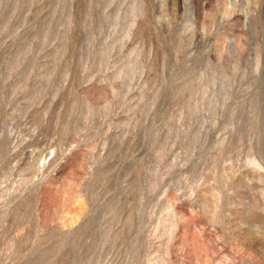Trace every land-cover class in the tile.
Returning a JSON list of instances; mask_svg holds the SVG:
<instances>
[{
    "label": "rangeland",
    "instance_id": "obj_1",
    "mask_svg": "<svg viewBox=\"0 0 264 264\" xmlns=\"http://www.w3.org/2000/svg\"><path fill=\"white\" fill-rule=\"evenodd\" d=\"M0 264H264V0H0Z\"/></svg>",
    "mask_w": 264,
    "mask_h": 264
}]
</instances>
